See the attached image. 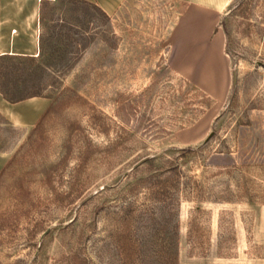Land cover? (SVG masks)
Returning <instances> with one entry per match:
<instances>
[{
    "label": "rangeland",
    "instance_id": "1",
    "mask_svg": "<svg viewBox=\"0 0 264 264\" xmlns=\"http://www.w3.org/2000/svg\"><path fill=\"white\" fill-rule=\"evenodd\" d=\"M188 8L41 0L39 36L15 32L36 62L0 60V85L47 103L0 107V264H264V0Z\"/></svg>",
    "mask_w": 264,
    "mask_h": 264
},
{
    "label": "crops",
    "instance_id": "2",
    "mask_svg": "<svg viewBox=\"0 0 264 264\" xmlns=\"http://www.w3.org/2000/svg\"><path fill=\"white\" fill-rule=\"evenodd\" d=\"M101 5L108 11L113 10L121 0H98ZM188 3V12H201L203 14H215L222 11L231 0H184ZM40 4L41 0H0V55L1 54H28L36 55L35 42L31 40L26 44L27 49H20L17 42L15 32L27 30L29 25L32 26L35 34H38L39 19H40ZM191 9V10H190ZM211 21V22H210ZM193 29L198 31L195 42L190 45L197 46L200 49L197 56L198 61L204 62L206 71L213 72L215 63L221 77L218 79L214 75L207 80V86L212 92H217L220 80L223 81L224 67L226 66L225 56L222 55V50L225 44V31L217 24L216 19L206 20L198 25H192ZM218 37V40H217ZM218 41V42H217ZM203 48H205L203 50ZM206 48H209V50ZM222 55V56H221ZM221 65V66H220ZM221 70V71H220ZM213 74V73H212ZM219 77V76H218ZM31 101V102H28ZM22 103H33L32 106L26 108L27 116H34L36 119L46 105V100L42 97L31 99H20L18 101H10L5 98L0 90V107L7 110L18 118L25 117L23 111L19 112L18 107ZM37 103V104H34ZM25 113V114H26Z\"/></svg>",
    "mask_w": 264,
    "mask_h": 264
},
{
    "label": "trees",
    "instance_id": "3",
    "mask_svg": "<svg viewBox=\"0 0 264 264\" xmlns=\"http://www.w3.org/2000/svg\"><path fill=\"white\" fill-rule=\"evenodd\" d=\"M223 28L226 34V37L228 38V30L225 26V24H223ZM5 58H23V59H27L28 61H30L31 63H35L36 62V56L35 55H28V54H1L0 55V60L5 59ZM0 90L3 92L5 98H7L10 101H18L20 99L26 98L27 95H15L13 92L8 91L7 89H5L4 87H2L0 85ZM201 95L203 96V101L207 103V106L210 105V101L212 100L211 96L204 91H201ZM196 147H189V148H182L184 150H194ZM171 166H175V164H172Z\"/></svg>",
    "mask_w": 264,
    "mask_h": 264
}]
</instances>
